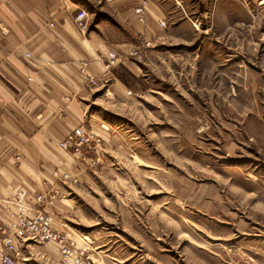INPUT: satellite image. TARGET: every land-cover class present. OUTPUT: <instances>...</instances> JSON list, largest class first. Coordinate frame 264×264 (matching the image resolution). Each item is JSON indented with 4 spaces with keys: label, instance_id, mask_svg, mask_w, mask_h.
<instances>
[{
    "label": "rangeland",
    "instance_id": "374dc122",
    "mask_svg": "<svg viewBox=\"0 0 264 264\" xmlns=\"http://www.w3.org/2000/svg\"><path fill=\"white\" fill-rule=\"evenodd\" d=\"M167 2L157 40L100 76L81 63L92 142L54 165L47 213L80 264H264V0ZM20 254L77 264L55 243Z\"/></svg>",
    "mask_w": 264,
    "mask_h": 264
},
{
    "label": "crops",
    "instance_id": "0c3cea01",
    "mask_svg": "<svg viewBox=\"0 0 264 264\" xmlns=\"http://www.w3.org/2000/svg\"><path fill=\"white\" fill-rule=\"evenodd\" d=\"M142 1L0 0V223L21 191L30 199L51 193L46 182L54 165L68 164L59 143L83 124L81 63L89 61L100 76L109 53L128 59L122 55L135 49L134 36L148 44L159 38L168 0H144L139 20ZM101 12L112 19L93 24ZM81 14L86 37L76 26Z\"/></svg>",
    "mask_w": 264,
    "mask_h": 264
},
{
    "label": "built area",
    "instance_id": "2783aa9c",
    "mask_svg": "<svg viewBox=\"0 0 264 264\" xmlns=\"http://www.w3.org/2000/svg\"><path fill=\"white\" fill-rule=\"evenodd\" d=\"M147 8V2L142 1L136 8L135 15L143 19ZM76 26L82 35H86L88 25L84 20V14L76 19ZM162 28L166 23L161 22ZM106 68L110 69L118 61V55L111 52L106 57ZM90 79L93 77L90 76ZM92 137L83 126L74 129L63 141L59 143L61 150L79 156L83 150L89 147ZM55 177L58 173L54 174ZM67 176H65V179ZM27 193L21 191L14 199L16 206L22 208L18 213L10 214V223H0V264H18L21 257V247L26 243H55L59 246L62 255L77 264L81 263L83 253H77L74 241L53 228L52 217L47 213L49 208L55 205V196L51 193L38 194L33 197V206L23 201ZM29 213V214H27Z\"/></svg>",
    "mask_w": 264,
    "mask_h": 264
}]
</instances>
